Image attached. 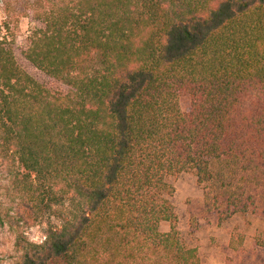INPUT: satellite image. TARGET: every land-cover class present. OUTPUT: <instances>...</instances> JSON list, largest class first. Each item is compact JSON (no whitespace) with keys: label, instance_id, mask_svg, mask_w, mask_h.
I'll use <instances>...</instances> for the list:
<instances>
[{"label":"trees","instance_id":"1","mask_svg":"<svg viewBox=\"0 0 264 264\" xmlns=\"http://www.w3.org/2000/svg\"><path fill=\"white\" fill-rule=\"evenodd\" d=\"M47 2L48 13L34 2L46 26L26 56L68 92L23 70L0 25V158L17 163L19 221L69 205L43 242L18 232L21 264H202L177 228L169 178L193 171L228 206L222 219L253 201L264 0Z\"/></svg>","mask_w":264,"mask_h":264},{"label":"rangeland","instance_id":"2","mask_svg":"<svg viewBox=\"0 0 264 264\" xmlns=\"http://www.w3.org/2000/svg\"><path fill=\"white\" fill-rule=\"evenodd\" d=\"M35 1L49 12L51 5L47 0H0L4 45L12 49L17 64L46 88L68 92L71 87L67 83L48 75L26 56L33 31L46 26L43 18L37 17V12L43 13L44 8ZM180 105L188 110L190 97H181ZM16 166L17 163L0 158V264H21L23 251L16 243L19 231L29 241L40 243L49 227H60L68 216L66 202L55 205L53 210L45 208L36 212V220L19 221V212L25 208L19 210L22 199L13 183L12 171ZM257 176L258 182H252L245 192L246 198L251 195L253 200L246 211H234L225 219L220 217V212L228 206L217 202L214 190L200 183L193 171L169 178L175 187L171 201L178 215L177 228L187 245L198 248L202 264H264V175ZM160 229L169 231L170 223H161Z\"/></svg>","mask_w":264,"mask_h":264}]
</instances>
